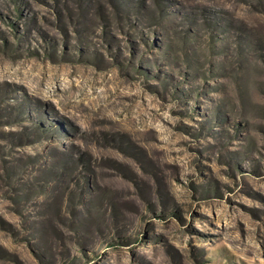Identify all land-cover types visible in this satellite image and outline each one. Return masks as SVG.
Returning a JSON list of instances; mask_svg holds the SVG:
<instances>
[{
	"label": "rangeland",
	"instance_id": "obj_1",
	"mask_svg": "<svg viewBox=\"0 0 264 264\" xmlns=\"http://www.w3.org/2000/svg\"><path fill=\"white\" fill-rule=\"evenodd\" d=\"M0 264H264V0H0Z\"/></svg>",
	"mask_w": 264,
	"mask_h": 264
}]
</instances>
